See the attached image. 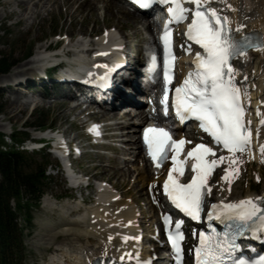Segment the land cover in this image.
Wrapping results in <instances>:
<instances>
[{
	"label": "rangeland",
	"instance_id": "374dc122",
	"mask_svg": "<svg viewBox=\"0 0 264 264\" xmlns=\"http://www.w3.org/2000/svg\"><path fill=\"white\" fill-rule=\"evenodd\" d=\"M109 1L118 2L123 9L122 11L130 12L125 7L123 8L122 2H120L121 0L96 1L95 3H98L96 5L98 10H95V12H91L89 8L82 6L83 0H0V60L9 59L10 62H13L9 71L0 72L1 82L5 79L13 78L15 75L27 74L30 71H43L47 66V62L54 57L56 52L62 51L63 55L61 58L67 59L68 61L77 60L79 57L85 59L87 56L85 55V49L83 50V40L86 43L96 44L100 41L98 39L101 37L100 34L110 27L118 29L116 30L117 37L125 38L128 46L127 50L131 49L134 52L139 49L138 40L144 38L139 24V20L141 17L143 18V16L135 13L138 19L131 21L125 15L117 14V17H112V19L110 18V20H108L104 17V13H106L105 6ZM241 2L244 6L247 4L250 5V3L253 5L256 4V9L264 16V0H241ZM258 16L264 19L263 16ZM111 34L115 35L113 32ZM60 41L63 42L60 43V48L52 51L54 46ZM66 47L68 48L66 49ZM30 48H32V52L29 55ZM22 64L26 65L21 66ZM68 68L71 69V66H68L67 69ZM23 71L25 73H23ZM3 85H7V83H3ZM3 85L0 84V88H2L1 86ZM22 88H25V86H22ZM16 93L20 94L18 92ZM35 93V96H24L23 99L22 93L19 95L20 99L16 102L12 98L14 92L0 91V133L5 135L7 147L12 145L9 135L14 131L28 133L29 136L32 135L31 137L50 135L49 131H40V127L37 125L44 116H48L47 124L53 125L55 128H60L65 131V133H69L71 137H79V134L82 133L80 132V127L86 120L99 118V121L104 122L106 116L112 117L114 113H117L114 111L109 112L111 114L107 115L105 111H100L94 115H88L87 111L78 110V108L72 105L73 102H67L69 100L62 96L52 99L50 97H43L39 95L38 92ZM11 102L15 103L11 104ZM26 102L30 104L27 105ZM127 114L131 116L130 111ZM133 118L134 117H132V119ZM126 120L129 119L124 118L122 121L126 122ZM114 126H117L116 120H114ZM120 128L122 129L123 127L120 126ZM45 129L47 128L45 127ZM127 130L128 129L125 128L122 129V132H127V139L129 136L132 137L135 135L133 131L128 132ZM99 149L100 151L103 150L101 148ZM118 154L122 155V149H119ZM111 158L112 157L105 153V150L98 154L88 153L79 165L83 173L92 176L91 180H89L90 182L99 181L100 179L107 180L110 185L106 187L109 190L112 188L118 190L122 196L121 200L128 199L137 203H142L146 211L145 215L149 213V215L154 216L155 210L147 202L148 194L146 190L147 184L144 180L145 177H142L143 174L139 172L140 170L142 171L143 168V171L146 169L141 165L142 163L139 158L136 156H130L132 160L128 158L111 160ZM262 160L263 161H259V164L254 163L245 169L240 182L237 183L235 187V191H228L229 196L231 194L246 195L247 193H259L264 191V157ZM57 161L58 159L55 156H49L46 150L33 152L27 150L25 153L27 168L33 169L39 165H48L46 173L49 176L46 179L47 195L50 197H58L63 194H69L74 197V194L69 190L66 176L58 172L57 169H52L55 164H57ZM80 172L81 170L71 171V173L77 176L78 180ZM82 180L87 183L86 179ZM217 183L218 181L216 184ZM96 186L107 189L100 183H96ZM89 190H91V188H88L87 192H89ZM83 198L87 202L82 203L83 207L77 206L75 210L78 211V208H80L83 213H85V211L88 212L94 207H90L93 202H89V199H92L89 193L84 194ZM131 202L128 203L134 207L136 204H132ZM59 203H67L71 206V209L76 206L75 204H71L68 200ZM56 212H50L49 208L42 206L34 209L33 229L26 238L27 264H67L69 261H73L72 259H74L76 248L79 246L73 244H78L79 242H75V239L68 234L62 235L65 238L61 241L51 239V235L55 232H57V236H59L60 233H65L63 231L64 228L59 231L55 228L58 227L61 229V227L65 225L61 221L60 212ZM78 213L79 212L76 214ZM72 220L73 218L70 223ZM74 220L76 221L77 219L74 218ZM154 221H156V219H154ZM74 223H72L70 227H76V225H73ZM143 225L146 228L150 226L147 218L144 219ZM86 226L87 223L84 224V227ZM67 227L69 226L65 228ZM53 228L54 230H50ZM100 235V233L93 235L91 230H85V228H83V237L81 238L83 239V244L89 249L92 245L94 247H99L103 244L102 242L105 239V235ZM70 240L74 242L71 245H69L71 243ZM45 245H54L53 247H59V249L55 250V248L52 247L49 251L50 247H44ZM50 255L51 257L48 261L47 258Z\"/></svg>",
	"mask_w": 264,
	"mask_h": 264
},
{
	"label": "snow or ice",
	"instance_id": "6c2138e0",
	"mask_svg": "<svg viewBox=\"0 0 264 264\" xmlns=\"http://www.w3.org/2000/svg\"><path fill=\"white\" fill-rule=\"evenodd\" d=\"M141 6H149L154 0H137ZM169 6L168 23L164 26V43L166 48L170 44L171 31L169 24L173 21L180 22L191 15L188 24L187 37L203 49V53L196 52L194 72H190L183 84L175 88L174 107L176 115L183 121L188 117H195L200 123L199 127L207 132L217 145H222L230 153L242 152L251 142V132L244 120V108L240 100V90L232 83L233 68L231 59L237 55H244L248 49H264V43H256L247 35H237L240 28L232 30L228 27L226 16L218 14L215 8L208 6V0H162ZM194 7H185V4ZM243 27V26H241ZM171 77L165 72L166 84ZM165 89V100L167 99ZM166 111V109H165ZM250 123V122H249ZM260 123L264 124V120ZM144 139L148 145L149 155L154 161L162 162L169 158V149L180 151V146L185 143L183 139L174 141L163 128L149 127L144 131ZM190 143V141H189ZM264 153V146H261ZM207 154L215 155L213 148L198 144L187 153L194 157L198 163L192 165L194 174L190 182L179 183L169 171L164 182V192L173 204L193 220H200L203 209V197L207 191L206 176L218 161H206ZM172 160L176 157L173 155ZM220 161L224 157L219 158ZM183 174V168H179ZM227 178V176L225 177ZM219 208V212L216 210ZM208 212L209 219L216 213L215 218L221 223L236 221L238 228H248L256 238L264 237V200L242 199L233 203L213 204ZM171 223V218L165 220ZM182 221L175 224L176 232H169V240L176 256V264H181L182 248L180 241L183 234L180 231ZM237 238L243 233H237ZM139 239V237H134ZM128 239V237H125ZM239 245L235 239L224 233L207 235L199 232V245L195 247V264H225L226 259H231V264H264V255L257 258H246L242 253H237ZM123 261L124 257L120 258ZM137 264H151L150 260Z\"/></svg>",
	"mask_w": 264,
	"mask_h": 264
},
{
	"label": "bare ground",
	"instance_id": "6f19581e",
	"mask_svg": "<svg viewBox=\"0 0 264 264\" xmlns=\"http://www.w3.org/2000/svg\"><path fill=\"white\" fill-rule=\"evenodd\" d=\"M96 1L99 2L100 0H94V1H92V0H83L82 6H84L85 8H89V10L91 12H93V11L95 12V10L96 11L98 10V8L96 6L98 3H95ZM219 4H221V2ZM246 10H247L248 13L243 12L241 9H240V11L238 10V19H240V20H238L237 22L232 21L233 26L235 28H240V30H243L242 29L243 27H241V26L242 25H245L247 30H253V31L258 32L261 35H263L262 36V39H263V42H264V19L262 17L258 16L257 13H251L250 7H247ZM105 12L106 13H104V17L106 19H108V20H110V18L112 19V17H117L118 16L117 14L125 15L131 21H135V20L138 19L137 15L135 13L122 11V7L116 1L115 2L109 1V3H107L106 6H105ZM247 19H249V20H247ZM105 33H107V32H105ZM107 37H111L110 40H114L115 35H112L111 34V36H110V34H109ZM104 38H105V35H104V37L102 36L101 40L98 43L100 45H102L104 48H108L109 49V47H110L109 44L105 45L104 42H102V40ZM67 48L68 47H66V49ZM72 52H73V50H72ZM252 55H255L256 56V60H257L255 62V64L253 65V68L258 67V69H259L263 65L262 62L264 60V49H263V51H260V52H258L256 54L253 53ZM42 56H45V55H42ZM96 60H98V58H96L94 61H96ZM23 65H26V64H22L21 66H23ZM23 73H25V72L23 71ZM19 76H22V75H19ZM263 79H264V77H263ZM1 81H2V79H0V82ZM262 88H263V86H262ZM19 95L20 94H17L15 92L13 94V96H12L13 100L17 102L20 99V96ZM59 96L65 97V96H67V94H62V95H59ZM67 97L69 98V96H67ZM63 101H65V100H63ZM13 103H15V102H11V104H13ZM29 104L30 103H27V105H29ZM114 107H116V106H114ZM140 107H141L140 104H134V106L131 107L132 108V109H130L131 116H129L130 119H132V117L135 118V117L139 116V113H141V111L139 110ZM254 107H255L256 114H258V112H261L262 114H264V110L262 111V110L259 109V107H260L259 102L254 103ZM116 112L117 113H114L112 115V118L113 119H115L117 116H119V113L120 112L119 111H116ZM108 114L110 115L111 113H107V115ZM146 119H147V116H141L139 118V121L138 122L139 123H143ZM118 123H120V126L121 125L122 126L125 125L124 123H121V122H118ZM132 123H134V122H132ZM133 130L134 131H137L138 129L137 128H134ZM42 132H45V131L42 130ZM49 134L50 135H46L45 134L46 135L45 137H54L55 136L58 140H61V137L60 136H58L56 134H51V132ZM120 136L121 137H127V134L124 133V132H122ZM41 137H43V136H41ZM96 139H97V141L99 140L98 138H96ZM134 152H138V154H140V156H141L140 158L145 162L146 166L149 167V165H150V167H152V168L155 167V166H152L150 163H148L149 161L144 156L143 148H142L141 144L136 147V149L134 150ZM250 157L252 158V154L250 155ZM225 163H227L230 166H232V164H234V162L231 163L230 160L228 162L226 160ZM155 168L160 169L159 167H155ZM138 169H139V167H138ZM142 173H143V176L142 177H146V175L147 176L149 175L148 171H143L142 170ZM146 173H148V174H146ZM152 177L153 176H150L151 179H152ZM73 181L75 183H79L80 182V180H78V179H76V180L73 179ZM86 182H87V180H86ZM150 183L151 182H148L149 185H150ZM96 190H97V194L96 195H97V203H98V205H95V207L92 208L88 212L85 211V213H83V211L80 208H78V212L79 213L76 214L75 217H73V220L70 223V224H72V223L75 222L73 225L74 226L76 225V227H67V228H64L63 229V231L65 232L63 234L71 235L72 238L75 239V242L76 241L79 242L78 244H76V243L73 244L74 242L72 240H70L71 243L69 245L73 244V245H76V246L79 245V246L76 248V251H75L76 253H75L74 257H73L74 259H72L73 261L72 262L69 261L67 264H81V262H83L84 252H85L84 258L85 259L89 258L90 260L94 257V255H96L98 253H101V250L96 249V246L93 247V248H89V249L83 248V243L80 242V240H82L81 237L83 236V224H86L87 223V225H88V222H91V224H92V221H91L92 217H98L99 216L101 218L102 222L100 223V227L102 228V233H104V234H106L108 236H112V238H118V239H120L122 241V244H124L125 241L131 242V244L128 243V244H126L124 246H121L122 245L121 244L120 245V250H122V249L128 250V249L132 248V246L134 244H136L135 243L136 240L134 239V237H135V235H138V232L135 233V230L139 229V227H138V224H136L135 222H133L134 221V214L131 212V209H129V208L128 209L127 208H123V205L120 203L119 206L117 207L118 209H120L119 211H116V212L111 211L110 204L107 206V203L108 202L111 203V200L117 194L116 193H113V192H111V191H109V190H107V189H105L103 187H99V186L98 187L96 186ZM251 196L252 197H256V196H253V195H251ZM258 196H263V198H264V194H262V193L258 194ZM239 197H241V196H238V198ZM246 197H249V195H246ZM42 205H43V207H45V208L47 207L50 210L56 209V207L58 206L57 209L60 210L59 212L64 213V210H66L67 211V214L71 210L77 209V206L83 207L82 204L76 203L75 204L76 206H74L71 209V206L68 205L67 203H59L58 201L54 200L50 196H45L43 198ZM99 207H102L104 209V212L105 211H108L107 212L108 214L105 213V215H104V212H103V216H102ZM74 218H76L77 220L75 221ZM121 221H124L125 223H128V224H126L125 227L124 226H120L119 225V222H121ZM79 228H81V229H79ZM88 232H90V231H88ZM57 235H58L57 232H55L54 234L51 235V239L52 240L57 239V237H58ZM125 237H128V239H125ZM130 240H132V241H130ZM138 249H135L136 250L135 254L138 253V255H139L140 252L138 251ZM85 250H87V252ZM70 255H72V254H70ZM156 264H162V260L156 261Z\"/></svg>",
	"mask_w": 264,
	"mask_h": 264
},
{
	"label": "trees",
	"instance_id": "16d2710c",
	"mask_svg": "<svg viewBox=\"0 0 264 264\" xmlns=\"http://www.w3.org/2000/svg\"><path fill=\"white\" fill-rule=\"evenodd\" d=\"M31 52L32 48L28 54ZM12 64L9 59H1L0 72L8 71ZM47 119L48 116H44L37 125L45 126ZM13 140L20 141L15 136ZM2 143L0 138V146ZM24 157L23 152L15 147L8 150L0 147V264H22L24 233L19 227L18 218L23 215L25 224L30 225L32 209L44 192L45 168L25 169L21 161ZM12 198L17 199L19 213L10 205Z\"/></svg>",
	"mask_w": 264,
	"mask_h": 264
}]
</instances>
